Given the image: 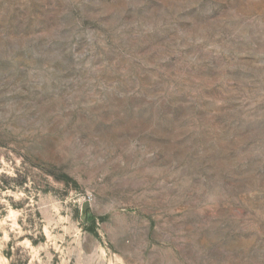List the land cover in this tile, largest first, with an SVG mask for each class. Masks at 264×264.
I'll return each instance as SVG.
<instances>
[{
  "label": "rangeland",
  "instance_id": "1",
  "mask_svg": "<svg viewBox=\"0 0 264 264\" xmlns=\"http://www.w3.org/2000/svg\"><path fill=\"white\" fill-rule=\"evenodd\" d=\"M0 264H264V0H0Z\"/></svg>",
  "mask_w": 264,
  "mask_h": 264
}]
</instances>
